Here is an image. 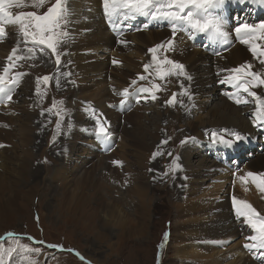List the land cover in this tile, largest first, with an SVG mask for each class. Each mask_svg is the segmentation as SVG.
Here are the masks:
<instances>
[{"label":"bare ground","instance_id":"bare-ground-1","mask_svg":"<svg viewBox=\"0 0 264 264\" xmlns=\"http://www.w3.org/2000/svg\"><path fill=\"white\" fill-rule=\"evenodd\" d=\"M259 5L260 9L264 8V4L259 3ZM66 7L70 43L67 47L64 46L66 47L62 53L64 56L61 57V65L64 68L55 71L56 86L59 89L53 84V89L50 90L52 93H62L59 97L74 102V114L68 110L71 119L67 116L74 126V131L66 135L68 141L66 144L55 146L50 154L48 153L51 142L44 138V130L36 129L41 100L36 92L34 72L39 70L40 74L45 70L54 69V66L45 67L38 57L17 61L13 73L22 72L25 75L16 87L13 100L8 103L9 106L0 104V143L6 145L0 148V193L5 196V205H10L22 194L32 196L50 187L47 183L39 181L43 183L41 187L35 182L42 173L37 167L38 152L42 158L49 156L52 161L47 164L46 169L51 173L52 181L59 182L60 189L65 190L66 193L69 186L70 189L75 186L80 191V194L73 191L69 193L71 200L75 202V209L92 191L95 203L105 221L113 216L117 218L121 228L125 223L147 227L150 223L149 216H152L155 209L154 205L158 203L154 198L161 190L157 183L161 177H164L160 172L163 166L162 170H165L170 181L169 186L163 184L162 187L174 191L173 195H175L170 199L175 207L173 214L175 249H180L181 253L187 247L193 248L194 251L199 247L209 249L211 245L212 249H215L216 244L224 243L239 234L245 238L253 235V231L243 219L236 216L231 198L234 194L238 199L248 201L262 214L264 194L260 193L250 180L246 184L239 179L234 180V173L240 176L249 171L264 172V157L254 160L250 170L246 167L242 168L237 163L224 167L212 163L204 156L193 161L194 154L199 153L205 146L215 148L210 144L209 139L206 143H201L202 146L199 143L200 139L203 140L207 135H211V130L220 132L227 128L237 131V127L232 126L239 125L236 116L229 115L226 109L211 108L212 102L205 103L201 100L211 95V86L214 84L217 86L218 80L233 75L228 70L242 64L250 63L254 72L261 66V73L264 74V63L261 62L264 61V56H254L249 46L243 44L236 36L234 27L238 22L227 29L230 33L228 44L234 46V51L228 57L212 58L209 52L207 54L203 48L194 44L189 35L183 31L177 33L174 50L167 52L158 50L157 54L160 58L167 55L169 59L184 64L187 74L192 77L188 80L184 75L173 74L170 77L172 86L160 87L158 93L156 92L164 98L169 91L172 95L183 94L176 102L178 106L175 105L176 107H172L170 111L172 117L174 116L181 124L188 114H192L196 116L199 124L190 121L189 129L181 133L180 129L177 131L178 129L173 127V121L163 116L165 111L162 103L148 98L151 106L149 110L157 114V117L152 119L153 117L146 114L137 103L135 95L136 89L142 86L148 87L149 76L153 74L151 70L144 69L145 64L153 63L150 60L152 54L148 49L171 39V30L167 34L161 29H155L156 31L144 29L135 33V30L132 32L128 21L116 17H113V23L109 24L103 11L102 0H67ZM11 10L14 13L17 11L16 7ZM250 11L255 12L251 8L248 11L249 15H251ZM248 18L251 19V16ZM142 21V17L138 18V23L141 24ZM5 28L6 36L0 40V72L8 63L7 57L18 42H20V50L17 55H22L25 49L21 38L16 37L18 26L5 24ZM120 40L126 41V44H121ZM261 42V40L257 41L260 45ZM215 44H219L221 50L226 43L218 41ZM50 57L52 60L55 59L52 53ZM113 59L119 63L113 64ZM216 72L218 76L215 75ZM67 73L71 75H66ZM155 73L157 74L156 70ZM140 75L146 76L147 79L139 80ZM134 80L135 85L132 84ZM124 88H129L133 95L129 96L125 105L120 106L123 97L118 93ZM185 89H188V95L184 94ZM231 92L232 95L225 97L221 106L228 107L227 103L235 100L238 89L232 85ZM243 93L242 90L239 91V98L246 100ZM20 103L24 106V114L18 113L17 106H20ZM86 103L91 105L93 103L96 115L102 114L101 119L107 121L106 126L111 133V138L107 142L96 138V120L92 116L93 113H91L92 121L87 116L88 120L85 119L87 114L81 107ZM167 121H170L168 127L170 141L165 135ZM255 130L252 126H248L241 131H248L246 135H249L255 133ZM185 135H189L187 138L194 137L195 141H189L191 144L186 143L177 155H169L168 148H174V145ZM165 140L168 141L167 144L162 143ZM76 141L83 143L80 148L76 146ZM110 144L112 147L107 150ZM108 153L112 154L106 159ZM154 153L159 154L153 158ZM72 156L75 159H71ZM176 156L180 158L178 162L182 165V169L173 171L172 162ZM114 161H122V164H116ZM7 188L11 193H5ZM141 212L144 216L140 215ZM5 215L8 220L14 219L17 211L7 210ZM77 218L83 220L79 216ZM122 234L126 238L131 235V231ZM96 235L107 238L106 232L98 226ZM244 244L241 241L234 248L224 251L225 254L216 256L214 264H264V260L259 258V252H249L243 247ZM216 253L218 251H215ZM181 256L183 257L184 254ZM231 258L232 261L228 262ZM93 261L102 262L95 259Z\"/></svg>","mask_w":264,"mask_h":264},{"label":"rangeland","instance_id":"rangeland-1","mask_svg":"<svg viewBox=\"0 0 264 264\" xmlns=\"http://www.w3.org/2000/svg\"><path fill=\"white\" fill-rule=\"evenodd\" d=\"M55 2L56 0H46V3L43 7L37 8L34 6L33 0H24L25 6L16 8L17 11L15 13L37 12V14H41L42 12L43 14ZM259 3V0H248V2L243 5L237 2V0H232V2L228 3L226 5L224 13L228 19V27H233L238 22V20L236 19L237 17H239V20L247 21L248 23L252 24H258L261 21H264V8L260 9ZM28 4L32 6H29ZM63 4L66 7L67 0H63ZM251 8H253L255 12L250 11L249 13H251V15H249L248 11ZM66 9L68 11L67 7ZM250 16L253 21L248 18ZM68 18L69 17H67V20ZM142 20L143 21L141 22V24L138 23V18L136 20H128V24L132 27V32L134 30L135 33H137V31L144 29H152L153 31L161 29L165 31L164 34H167L168 31L171 30L170 25L166 22H147L145 21L147 20V18L143 17ZM144 23H149V27L144 28ZM68 25L69 22L64 26L63 30L68 32V29L70 27ZM197 35L196 38L191 39V41L194 44H197L199 47L203 48L207 54L209 52L212 58H224L225 56L228 57L234 51V46L228 44L230 38H228V42L223 46V48L219 50V44H215V42L210 41L207 34ZM16 37L21 38L19 34H17ZM69 40L70 36L65 38V41L58 47V52L60 53L61 57L64 56L62 55V53L70 43ZM261 41V45L264 46V40ZM28 46L30 47L31 45ZM217 52H219L221 55H216ZM25 54L26 50L24 49V53L22 55ZM50 56V50L46 49L44 53H40L39 51H37L36 57L41 59L43 65L48 68H53L54 66V69H52L53 71L45 70L46 72L44 71L40 74L39 70V72H34V74H36V88L37 77L42 78L45 75L51 77L50 81L47 84H45L42 80L39 84L40 94L38 98L40 97L41 103L39 108L40 113L37 116L36 128L37 130H44V138L51 142L49 143L48 147L49 154L55 146L58 147L60 144H66L68 142L65 137L66 135H69L74 131V126L71 124L72 122L70 121V119L71 113L74 114L75 107L73 101H68L65 97H59V95L62 94L61 92V94L52 93V91L50 90L53 89V84H55L56 89H59V87L56 86L55 74L57 71H60L64 68L61 63L59 65H55V59L52 60ZM42 58H44L45 60ZM150 60L152 63L151 58ZM149 70H151L153 74H151L152 76H149L150 83L148 87H151L154 84H159L160 87L172 86L170 77L173 74L166 76L164 79H161L155 73L156 67L154 64L149 68ZM251 70L254 71V69ZM261 70L262 68L261 66H259L256 72L261 73ZM215 75L218 76V73L216 72ZM218 81L219 82L217 86H215V84L211 86V95L204 97L201 100L205 103L212 102L211 105L213 107L211 108L216 109L217 107H220V109H226V112L229 115L236 116L238 120L237 124L239 125L232 126V124H230L229 127H237V131L242 135L247 136L248 139L238 143L232 148H226V146L224 145L213 143L211 141V135H207L203 140H199L200 145L203 142L206 143V141L209 139V141L211 142L210 144L215 146V148L212 149L208 146H205V148H203L199 153L194 154L193 161H197L199 158L204 156L207 159L209 158V161H211L212 163L221 164L224 167H228L231 164L237 163L242 168L246 167V169L249 168L250 170L251 163L254 160L264 157V127L258 126L253 116V113L257 108L255 98L251 97L248 93H243L244 98L248 101L247 103L237 104L233 99L232 102L227 103V105H229L228 107L221 106L220 104L223 103L222 101L224 100V98L232 95V85L227 83L222 84L220 83L221 80ZM252 90H256L258 95L264 97V86H261L260 89L253 87ZM179 93L180 90L178 91V94ZM171 95L172 93H170V91L167 93L166 98H164V96L162 97V95L157 94V101L159 103H162L164 106L165 112H163V116L167 118V120L170 119L171 121H173V127L175 129H178L177 131H179L180 129L181 133L189 129L190 121H194L198 125V119L192 114H188L189 117L187 116L185 121L181 124L174 116L172 117L170 111L172 110V107L174 108L178 106V103L176 102L178 101V98H180L183 94L176 95V102L173 105H168L165 103V101L170 99ZM143 100L137 103L142 107L143 110H145L144 112H146V114H148L151 118L153 117L152 119L156 118L157 114L154 111L149 110V108L151 107L149 101L150 99ZM53 101L57 103L56 110L54 109L51 113L45 111L44 114L41 115V112L43 110L48 109L52 106ZM21 105L22 104L20 103V106H17V109L19 110L18 113L24 114V106ZM7 106L9 105H5V107ZM181 107L183 108L182 105ZM81 108H84V112L87 114L85 115V119L88 120L89 118V120L92 121L91 113L93 112L90 109H94L93 103L92 105L91 103H86ZM57 110L61 111L60 116L55 115V112ZM67 116L70 117V119ZM58 120L61 125L59 129H57L55 125ZM169 122L170 121H167L165 125L166 131L165 129L164 131L166 137L169 138L168 140L170 141V134L168 129L170 125ZM248 126H252L254 129H256L255 133L246 135L248 131H241ZM239 129L241 130L239 131ZM42 136H44V134H42ZM188 136H183L174 145V148H168L170 149L169 153H171L172 155H177V152H180L182 147L186 144L185 143L182 145L181 141L185 140V138H187ZM249 136H252V138H249ZM69 141H71V139H69ZM82 144L83 143L76 141L77 147L80 148ZM187 144H191V142H188ZM111 147L112 146L110 144L107 150H110ZM111 154L112 153L106 154V159ZM59 156L61 157V154H59ZM36 157L39 161L37 167L42 170V173L37 177L35 182L39 183L41 187L43 183L49 184L50 187L43 189L39 193H36L32 196L22 194L18 198H16L10 205H5V196L1 195L2 193H0V245L7 248L13 246L18 242L19 244L28 245L29 248H39L40 252H21L18 249L17 252L13 254L11 260H9L8 257H5V264H28L29 260L35 261L36 264H214L217 257L225 254L227 249L234 248L241 241H243L244 243L251 242L246 239L247 237L245 238V236L239 234L232 239L230 238V240L228 239V241L224 243L216 244V250L212 249L211 245L209 249L199 247L194 251L193 248L187 247L182 253L180 249H175V221L173 219L175 207L170 201V199H173V196L175 195H173L174 191H170V189H165L164 187H162L163 184H167L169 186L168 183L170 181L169 179H167V175H165V170H162V165L160 172L163 173L164 177H161V179L157 183L158 187H160L161 190L155 195L154 199H156L158 203L156 202L157 204L154 205L155 209L152 216H149V220L147 219L150 223H148L147 227L145 225L134 226L130 223H125V225H123V227L121 228L117 223L116 217L112 216L106 221L103 219V214L97 207V203H95V197L93 193H91L92 191L89 192L90 195L87 198H84L82 204L79 205L77 209H75V202L71 200L72 197L71 195H69V193L73 191L76 194H80V191L77 190L75 186H72L71 189L69 186V190H67L65 193V190L59 188V182L52 181L51 173H49V171L46 169L47 164L52 163V161L48 158L49 156L42 158L38 155L37 152ZM71 159H75V157L72 156ZM39 181L43 183H40ZM8 190L9 189L7 188L5 193H11L10 190ZM131 206L133 207V205ZM12 209L17 211V216H15L14 219L8 220V217L5 215L6 211ZM141 213L142 214L140 215L144 216V213ZM262 215H264V210L262 211ZM77 216L83 218V220H79ZM97 226L99 229H103L104 232H106L107 238H102L101 236L96 235ZM128 230L131 231V235L124 238L122 233L127 232ZM8 233H15L16 235L8 236ZM165 233H168L167 239H165ZM33 237L35 239H31ZM37 241H44L45 243L40 244L37 243ZM50 244L62 245L63 247L50 248L48 247V245ZM161 244L164 245L163 248H160ZM215 251H218V253L215 254ZM77 253H79V255ZM183 254L184 256L182 257L181 255ZM203 255L207 258H204ZM25 257H28V260H25ZM92 259L102 262L95 263ZM232 259L233 258L229 259L228 262H231ZM257 259L258 261H260L259 258ZM189 261L191 263H189Z\"/></svg>","mask_w":264,"mask_h":264},{"label":"snow or ice","instance_id":"snow-or-ice-1","mask_svg":"<svg viewBox=\"0 0 264 264\" xmlns=\"http://www.w3.org/2000/svg\"><path fill=\"white\" fill-rule=\"evenodd\" d=\"M232 0H102L103 11L108 19L109 24L113 23V17L122 18L124 21L136 20L137 18H147L149 22L168 23L171 27L172 37L165 43L157 44L154 47L148 49V52L152 54V62L156 66V71L161 79L166 76L176 74L184 75L188 80L192 77L187 74L185 65L175 60H171L165 55L163 58L158 56V50H164L165 52L174 50L177 33L183 31L189 35L191 39H195L197 34H207L208 39L212 42L227 43L230 35L228 29V19L225 16V9L228 3ZM240 4H245L248 0H237ZM264 4V0H259ZM46 0H33L35 7H43ZM24 0H0V40H3L6 36L7 25H17L18 34L21 37V42L25 45L26 54L17 55L20 50V42L16 47H13L11 54L8 55V63L3 67V71L0 72V104L7 105L13 100V93L16 87L19 86L21 78L25 75L22 72H14L13 69L17 66V61L29 60L36 57L37 51L44 53L45 50H50L52 55L55 56L56 64L61 63V55L58 52V47L65 41V38L69 36V33L64 29V26L68 23V11L63 4V0H56V2L47 9L43 14H37V12H18L14 13L11 9L13 7H24ZM234 27V32L241 42L248 45L250 51L254 56H264V46H261L257 41L264 40V21L258 24L248 23L247 21L239 20ZM144 28L149 27V23H144ZM121 44H126V41L120 40ZM28 45H31L30 47ZM220 53L217 52L216 55ZM264 63V61H261ZM113 64L119 63L116 59H113ZM153 64H145L144 69L147 71ZM170 66V67H169ZM252 65L242 64L236 68L228 70L233 75L225 77L220 83L231 84L244 93H248L251 97L255 98L257 108L253 113V116L258 126L264 127V97L253 91V87L260 88L264 86V74L251 71ZM66 75H71L67 73ZM51 77L48 75L37 77V94H40L39 84L41 80L47 84ZM144 75L139 76V80H146ZM59 81H57V84ZM135 85L136 81H132ZM157 90H160L159 84H154L151 87H140L136 89L135 95L137 102L140 99H148L155 101L158 99L156 94ZM235 97L237 104L247 103V100L239 98V95ZM123 99L120 100V106L125 105L129 96L133 95L129 88H124L122 92L118 93ZM144 94V95H142ZM184 94L188 95V89L184 90ZM231 95V94H228ZM191 98V97H190ZM176 102V94L165 101L168 105H173ZM62 103V102H61ZM57 108V103L53 101L52 106L41 112V115L45 111L53 112ZM93 112V116L96 120V138L102 142H107L111 138L109 127L106 126L107 121L102 120V114L96 115L94 109H90ZM55 115L60 116L61 111L57 110ZM7 126V125H6ZM61 127L59 120L56 123V128ZM248 137L242 135L240 132L230 129H222L220 132L211 130V141L224 145L228 148H232L238 143L247 140ZM189 141H195L194 137L185 138L181 141V144L188 143ZM162 143L167 144L165 140ZM6 147L3 143H0V148ZM159 153H154L153 158ZM169 155H172L169 153ZM179 156H176L172 162V170L182 169V165L178 162ZM116 164H122V161H114ZM151 171V169H150ZM167 175V173H165ZM187 179V177H185ZM239 179L242 183H248L250 180L260 193L264 194V172H252L249 171L245 175L236 176L234 173V180ZM232 204L235 214L238 218H242L243 222L251 228L253 235L246 239L251 241L245 243L243 247L249 252H259V258L264 260V215L256 210L251 203L246 200L238 199L234 194L232 195ZM38 219V217H37ZM8 236H15V233H8ZM168 233H165V239H167ZM31 239H35L34 237ZM37 243L43 244L44 241H37ZM163 244L160 248H163ZM50 248H62V245L50 244ZM21 252H33L39 253V248H29L28 245L19 244L18 242L10 247H3L0 245V264H5V257L11 260L14 253L17 250ZM79 255V253H77ZM28 260V257H25ZM28 264H36L35 261H28Z\"/></svg>","mask_w":264,"mask_h":264}]
</instances>
